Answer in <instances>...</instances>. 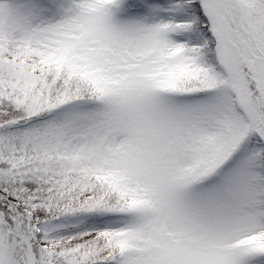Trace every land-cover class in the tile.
<instances>
[{"label":"snow or ice","instance_id":"1","mask_svg":"<svg viewBox=\"0 0 264 264\" xmlns=\"http://www.w3.org/2000/svg\"><path fill=\"white\" fill-rule=\"evenodd\" d=\"M0 264H264V0H0Z\"/></svg>","mask_w":264,"mask_h":264}]
</instances>
